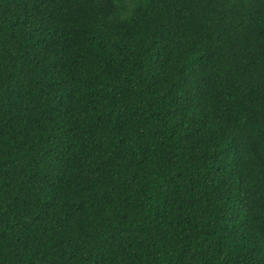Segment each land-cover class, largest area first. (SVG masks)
I'll return each instance as SVG.
<instances>
[{
    "label": "trees",
    "instance_id": "1",
    "mask_svg": "<svg viewBox=\"0 0 264 264\" xmlns=\"http://www.w3.org/2000/svg\"><path fill=\"white\" fill-rule=\"evenodd\" d=\"M0 264H264V0H0Z\"/></svg>",
    "mask_w": 264,
    "mask_h": 264
}]
</instances>
